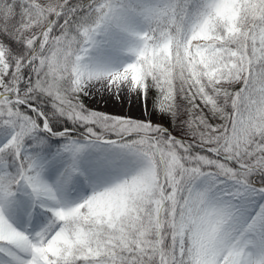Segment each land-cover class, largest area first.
<instances>
[{
	"label": "snow or ice",
	"instance_id": "1",
	"mask_svg": "<svg viewBox=\"0 0 264 264\" xmlns=\"http://www.w3.org/2000/svg\"><path fill=\"white\" fill-rule=\"evenodd\" d=\"M0 264H264V0H0Z\"/></svg>",
	"mask_w": 264,
	"mask_h": 264
},
{
	"label": "bare ground",
	"instance_id": "2",
	"mask_svg": "<svg viewBox=\"0 0 264 264\" xmlns=\"http://www.w3.org/2000/svg\"><path fill=\"white\" fill-rule=\"evenodd\" d=\"M129 103H130V100L128 99L123 104H109L108 107L114 108L115 110H127L128 109V110H133L137 112L138 108H136L134 105H130Z\"/></svg>",
	"mask_w": 264,
	"mask_h": 264
},
{
	"label": "rangeland",
	"instance_id": "3",
	"mask_svg": "<svg viewBox=\"0 0 264 264\" xmlns=\"http://www.w3.org/2000/svg\"><path fill=\"white\" fill-rule=\"evenodd\" d=\"M129 100H130V103H129L130 105H134L136 108H138L137 112H135L133 110H128V109L127 110H115L114 108H110V107H108V110L115 111V112H118V113H128L130 111L131 114H133V115H139V106H138V104L132 99H129Z\"/></svg>",
	"mask_w": 264,
	"mask_h": 264
}]
</instances>
